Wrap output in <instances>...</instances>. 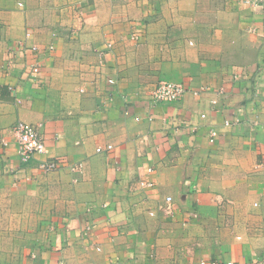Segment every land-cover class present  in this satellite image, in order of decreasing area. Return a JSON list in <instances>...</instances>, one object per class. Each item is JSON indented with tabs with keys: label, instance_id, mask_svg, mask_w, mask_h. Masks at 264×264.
Returning <instances> with one entry per match:
<instances>
[{
	"label": "crops",
	"instance_id": "crops-1",
	"mask_svg": "<svg viewBox=\"0 0 264 264\" xmlns=\"http://www.w3.org/2000/svg\"><path fill=\"white\" fill-rule=\"evenodd\" d=\"M227 262L264 264V4L0 0V264Z\"/></svg>",
	"mask_w": 264,
	"mask_h": 264
},
{
	"label": "built area",
	"instance_id": "built-area-1",
	"mask_svg": "<svg viewBox=\"0 0 264 264\" xmlns=\"http://www.w3.org/2000/svg\"><path fill=\"white\" fill-rule=\"evenodd\" d=\"M243 3L251 6H259L264 4V0H243ZM133 38L136 39L135 36ZM108 47H110V45H108ZM49 49H52V46H50ZM39 71V67L37 65H33L28 73L27 81L29 83H35L37 81ZM187 91L188 90L181 83L160 81L156 84L153 92L151 93L150 101L152 104L176 102L179 101L187 93ZM194 94H196V92H194ZM201 117L204 118L205 116L201 115ZM229 125V122H224V126L228 127ZM39 129V125L35 126L22 121H18L12 126L11 130L16 141V155L21 165H29L35 160L34 158L36 156H40L45 153V146ZM216 136L217 132L214 129L209 130V142L212 143ZM107 147L108 149L111 148V146ZM96 151L100 152V149L98 148ZM37 167L43 172H50L55 170L58 167V164L53 160L41 161L37 164ZM147 172L150 173L151 169H148ZM139 185L144 188H152L154 183L152 181L141 180ZM166 202H171V198L167 197ZM226 264L232 263L227 262Z\"/></svg>",
	"mask_w": 264,
	"mask_h": 264
}]
</instances>
